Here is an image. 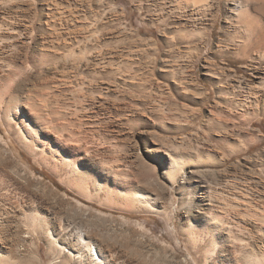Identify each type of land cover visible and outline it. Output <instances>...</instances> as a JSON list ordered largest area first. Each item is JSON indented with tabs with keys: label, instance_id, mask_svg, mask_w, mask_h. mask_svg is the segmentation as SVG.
Returning <instances> with one entry per match:
<instances>
[{
	"label": "rangeland",
	"instance_id": "374dc122",
	"mask_svg": "<svg viewBox=\"0 0 264 264\" xmlns=\"http://www.w3.org/2000/svg\"><path fill=\"white\" fill-rule=\"evenodd\" d=\"M151 4L0 0V264H95L82 239L108 264L264 254V63L240 51L226 0L168 28ZM13 97L54 124L48 147L25 139ZM174 153L203 161L173 180L150 154ZM215 216L210 235L198 222Z\"/></svg>",
	"mask_w": 264,
	"mask_h": 264
},
{
	"label": "bare ground",
	"instance_id": "6f19581e",
	"mask_svg": "<svg viewBox=\"0 0 264 264\" xmlns=\"http://www.w3.org/2000/svg\"><path fill=\"white\" fill-rule=\"evenodd\" d=\"M221 2H222V0H152L151 9L153 10L154 13L158 14L161 12V10L166 9V7L169 6V8L167 10L169 14L166 13V14L162 15V17H159L160 19L158 20L160 23L165 25L166 28H168V26L172 22L168 19V15H169V17L175 16L173 21L176 23H179L180 25L182 24V26H184L185 23L187 24V22H189V21H193L194 23H199V20L205 19L209 14L212 15L214 13V10H216V8L221 4ZM226 2L228 5H230L229 6L230 9L228 8L229 10L227 9L226 10L227 12L225 14L226 17L228 18L227 19L228 22L233 24V27H234L233 29H244V33H245L244 36H246L245 37L246 42L244 45H246V46L244 48H242L240 51L244 52V55H245V53H246L245 51H247L249 49L248 47L251 46L250 48L253 51L258 52L257 56H255V57L251 56V57L252 58H258L261 63H264V16H263V14H264V0H226ZM110 8L105 9L103 12V18H106L107 21L114 19V18H112V17H114V15H111L110 18L108 19L109 13H110ZM178 13H179V15H177ZM218 13H219V11H215V18H217ZM104 28H105V26H104ZM201 32H204V30H200V33ZM240 34H242V33L240 32ZM242 36H243V34H242ZM239 41H242V40H239ZM243 42H244V40H243ZM248 42H249V44L247 45ZM248 52H250V51H248ZM252 70H253V68H252ZM259 71H260L259 69H254L253 72L259 73ZM17 101L18 100L16 99V97H13V98H11V100H9L8 113L9 112L11 113V111L14 110L17 118L20 120L19 122H21L25 126L26 131H27V133L23 134L25 136V139L27 141H29L30 143H34L37 146L39 145L42 148L48 147L47 143L51 140L50 138L52 137V134H54V132L52 133V128L54 129V126H53L54 124L51 126L46 125L47 121L45 120L44 116L39 112L36 113L34 111L27 110L26 113L23 114L21 112L22 111L21 110L22 105H21V103L19 104ZM4 116H6V115H4ZM22 133H24V132H22ZM52 147L53 146L50 147L51 154H55L58 150L55 148H52ZM150 157L154 158V159H158L159 161L164 163L167 176L173 180L177 179V177L179 176L178 174L183 172L184 168L189 163L203 161V157H201V156H198V157L195 156L194 157L191 155H182L179 153H174L171 156L169 155V157L167 159H166V157H162V158L157 157L154 154H150ZM61 158L67 160L65 155L64 156L62 155ZM205 161H206V159H205ZM75 162H76V160H75ZM195 164H197V163H195ZM74 171H75V173L80 174V176H82L81 178H84V179L87 178V176H88V178H89V176L90 177L92 176V173L90 171L86 170L84 167H82L80 165H76ZM94 185H96V184H94ZM107 190H108V188H107ZM138 195L141 196V193ZM198 224H199V226L201 225L202 228L205 227V230L210 235H215V233H217L219 231L218 229H220L221 226H223L225 224V220L223 218L215 216V217H211L207 220L205 219L204 221H199ZM263 238H264V229H263ZM82 241L88 245L89 249H91L95 264H108L107 261L101 256V254L97 250L96 246L91 241H89L87 239H82ZM66 250H68V249H66ZM70 254L75 255L73 252H71ZM76 257H77V255H76ZM2 260H4V259H2ZM245 260L248 263H254L255 262L256 264H264V254L258 253L252 249L246 255Z\"/></svg>",
	"mask_w": 264,
	"mask_h": 264
}]
</instances>
